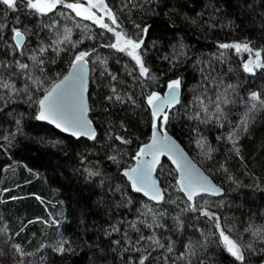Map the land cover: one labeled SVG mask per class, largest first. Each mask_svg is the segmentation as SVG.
<instances>
[{
	"label": "trees",
	"instance_id": "1",
	"mask_svg": "<svg viewBox=\"0 0 264 264\" xmlns=\"http://www.w3.org/2000/svg\"><path fill=\"white\" fill-rule=\"evenodd\" d=\"M104 3L119 27L100 11L105 23L128 38L144 41L139 52L149 77L140 76L139 66L127 54L109 47L116 42L114 33L91 22H83L92 26L91 39L77 38L71 30L70 42L51 44L59 36L63 41L71 18L83 21L62 5L45 15L23 6L12 11L0 5V25H6L0 61L10 65H0V80L14 85L0 87V197L5 200L0 203V214L9 224L7 232L23 246L16 264H138L142 256H148L145 264H256L264 260V106L257 103L250 110L256 102L249 99L257 92L264 100V68L245 72L244 61L250 53L219 47L248 43L251 55L260 50L264 60V0ZM13 26L25 32L23 55L14 48ZM145 27L147 34L141 32ZM41 48L46 50L41 52ZM81 51L89 53L86 59L95 66L90 69L89 116L96 137L90 140L65 136L35 117L39 98ZM16 61L28 68L21 70ZM174 79L181 80L182 95L167 111L164 128L221 187V197L188 201L177 189L176 175L166 161L156 169L164 199L154 204L133 194L122 175L150 137L147 95L163 92ZM216 103L223 115L216 112ZM246 113L245 130L241 121ZM233 133L235 147L229 139ZM117 136L130 143H121ZM89 171L98 175L89 176ZM24 190L64 206L66 222L59 236L53 230L52 243L44 250L28 244V234L38 238L44 227L30 222L36 215L43 217L35 198L14 200ZM190 204L198 210L187 211ZM202 211L219 218L225 233L241 245L243 261L224 249L216 219ZM140 236L153 237L164 247L149 239L137 244ZM58 237L61 252L51 248L59 247Z\"/></svg>",
	"mask_w": 264,
	"mask_h": 264
},
{
	"label": "snow or ice",
	"instance_id": "2",
	"mask_svg": "<svg viewBox=\"0 0 264 264\" xmlns=\"http://www.w3.org/2000/svg\"><path fill=\"white\" fill-rule=\"evenodd\" d=\"M0 5L6 6V9L16 11L19 6H23L26 9L31 10L34 13L45 15L58 5L72 10L77 16L82 17L86 20H92L94 23L98 24L101 28L106 29L108 32L114 33L116 37V42L110 44L109 47L115 48L122 52H127L129 56L135 60L136 65L139 66V74L142 77H149V69L145 66L142 56L137 50H139L144 41L142 39H131L123 32L116 31L115 28L110 27L109 24L104 22L103 16H97V13L93 9L103 12L104 16H107L113 25L117 24L116 16L113 14L112 10L104 3V0H87V5L81 3L80 0H76L73 3H67L65 0H0ZM17 23H19V18L17 17ZM6 25H0V40L3 39L2 30ZM143 34H147L148 28L145 27L141 29ZM12 39L14 40V48L21 50V55H23L22 45L25 39V32L21 31L18 27H11ZM71 29H65V35L63 41H56L55 43L60 44L66 41L70 42ZM220 48L235 49L237 52H248L253 53V49L248 43H236V44H220ZM46 49L41 48L40 51L43 52ZM59 51V50H58ZM89 55L86 51H81L74 56L72 61V69L68 75L64 76L58 83H54L45 90V94L42 98L38 100L39 112L36 116L37 120L48 121L54 124L57 128L64 132L71 133L72 136H87L89 139H95L96 133L91 127V121L87 118L88 106L85 98V92L87 91V80H86V57ZM255 59L243 65L244 71L252 73L254 68H264V60L261 58V51L257 50L254 53ZM167 58V57H166ZM31 59L37 62V57L33 56ZM38 63L42 64L43 61L39 60ZM16 64L21 70L28 68V65L16 61ZM0 65L4 67H10V65L0 61ZM154 79V77H152ZM31 79V77H29ZM115 79V77H113ZM39 83V81H36ZM0 87L9 89L14 88V85H10L8 82L0 80ZM181 87V80L174 79L167 83V92L161 96L157 92H152L147 95V104L151 107L152 114V137L151 143L144 145L136 153V165L127 171L123 172V175L127 177L128 181L131 183V187L135 192H142L145 196L149 197L151 200L160 202L163 201L164 195L158 184L156 178H154L153 173L156 171L157 165H160V157L167 156L169 160L176 166V171L179 173V178L177 184L179 190L184 192L187 196L188 201H194V198L201 193H211L219 194L220 190L211 185L210 181L205 177L191 161L187 160L183 153L180 151L178 146L174 141H171L166 132H163L161 125L167 124L169 120L168 113L165 111L166 108H171L175 104L179 103V89ZM231 88V85H228ZM27 90L26 88L24 89ZM19 91V90H17ZM115 92V89H113ZM120 100V96L115 97ZM112 99V97H108ZM131 99V97H129ZM252 103L251 109L254 110L257 107V103L264 106V100L261 99L260 94L253 92L249 98ZM229 101L224 100L227 104ZM202 103V102H201ZM216 112L223 115V109L220 107L219 103H216ZM205 114H207L208 109L205 106L203 108ZM199 113H197V118ZM211 118V117H209ZM220 116H217L219 119ZM243 128L247 129L248 115L245 114L244 119L241 121ZM5 140L10 139L5 136L2 137ZM115 139L121 141V143H130L129 140L123 137L117 136ZM229 139L233 141V146L235 147L236 139L235 133L229 136ZM237 153L239 149H235ZM145 156H150L151 159H144ZM110 159L115 160L116 157L112 156ZM162 167V166H161ZM89 176L98 175L96 172L89 171ZM130 202V201H129ZM187 211H197L198 208L195 204H190ZM202 215L208 216L209 219H216V228L219 231L220 242L223 244L226 251L238 261L244 260L243 252L241 251V245L230 235L226 234L219 224V218L214 217L213 214L202 211ZM135 228V224L132 225ZM113 231H119V229L113 228ZM258 234V233H254ZM149 239L152 240L157 246L163 248L164 245L160 243L159 240H155L153 237L145 238L140 236L136 243L138 244L140 240ZM115 243L119 244L120 241ZM131 244L132 242L129 241ZM191 247V245H189ZM63 251V247L59 249ZM127 250V249H125ZM15 251L23 255L19 246H16ZM168 251L171 252L172 248L168 247ZM183 255V254H181ZM148 256H142L138 260V264H145Z\"/></svg>",
	"mask_w": 264,
	"mask_h": 264
},
{
	"label": "rangeland",
	"instance_id": "3",
	"mask_svg": "<svg viewBox=\"0 0 264 264\" xmlns=\"http://www.w3.org/2000/svg\"><path fill=\"white\" fill-rule=\"evenodd\" d=\"M75 1L71 0V1H68L67 0V3H73ZM96 10V9H95ZM77 16V15H76ZM98 16H103L102 14H99ZM79 19L83 20L81 23L80 22H76L74 21L75 19L71 18V20H69L68 22H66V24L68 25L67 27H65V29H71V30H75V32H73V35L76 36L77 38H80V37H83V38H89L91 39L90 37L92 36L91 32V28L89 26H91L90 24L88 23H83L85 22L84 19L80 16H77ZM105 17V16H104ZM105 21V19H104ZM89 22V21H87ZM83 23V24H82ZM92 23V22H91ZM95 25H97L96 23H93ZM92 27V26H91ZM98 27H100L98 25ZM91 30V31H90ZM65 32V31H63ZM72 32V31H71ZM58 40H61V36L58 37V39H55L53 41H51V44H55L56 41ZM25 43V42H24ZM139 52V50H137ZM125 54H127V52H124ZM140 54V52H139ZM100 55V54H98ZM128 55V54H127ZM129 56V55H128ZM98 56H95V59H97ZM131 59L132 57L129 56ZM86 58H89L88 56ZM85 58V59H86ZM263 58V57H261ZM94 59V60H95ZM255 59V56L252 55H247V58L246 60L244 61V64L247 63L249 60H254ZM91 60V59H90ZM133 60V59H132ZM87 61V59H86ZM135 62V60H133ZM88 62V61H87ZM91 66H90V69L91 67L95 68L94 66V62L93 60L90 62ZM136 63V62H135ZM89 64V62H88ZM166 90V88H165ZM165 90L163 92H157L159 93L160 95H163V93L165 92ZM45 93V92H44ZM88 97H89V91H88ZM180 98H181V95H180ZM40 99V98H39ZM180 102V101H179ZM150 107V106H149ZM170 108L167 109V111L169 110ZM150 110H151V107H150ZM166 111V112H167ZM37 113H38V103H37ZM37 116V114H36ZM35 116V117H36ZM37 120V119H36ZM42 123V122H41ZM152 123H153V119H152ZM45 124V123H44ZM163 131H166V129L164 128V124L161 125ZM55 130V129H54ZM148 141V140H147ZM146 141V142H147ZM145 142V143H146ZM144 143V144H145ZM142 144V146L144 145ZM191 156V155H190ZM192 158V157H191ZM136 160V159H135ZM134 164V163H133ZM132 164V165H133ZM199 165V164H198ZM200 166V165H199ZM201 167V166H200ZM123 174V172H122ZM207 174V173H206ZM208 175V174H207ZM209 176V175H208ZM210 177V176H209ZM125 181L128 183V186H129V189L130 191L132 192L131 190V187H130V183L126 180V178H124ZM213 180V179H212ZM215 182V181H214ZM216 183V182H215ZM218 185V184H217ZM219 186V185H218ZM220 187V186H219ZM221 188V187H220ZM24 194H21V195H16V197H13L14 200H25V199H30V198H35L36 199V202L37 204L39 205L40 208H42V216L44 217H37L38 215L34 216L33 219L30 220V222H32L33 224H36V223H41V227H44L43 229L44 230H41L44 232V234H41L40 232V235L39 237L41 238V240H39V237H35V234H28V244L30 242L34 243L35 246L37 244V247H36V250H44L46 249L47 247H50V244L52 242H50L51 240V237L50 235L52 234L53 230H54V233L56 235L59 234V232L62 230V226L64 225V223L66 222V214H65V210H64V206L61 202L58 201V203H56L53 199H50V200H46V199H42L41 196L37 195L36 193H29L28 191L25 192V190L23 191ZM133 194L135 195H138L140 196L141 198H143V200L145 201H148L150 202L149 200H147L145 197H143L142 195L140 194H136L134 192H132ZM19 194V193H18ZM31 194V195H30ZM183 195V194H182ZM184 196V195H183ZM204 196V195H203ZM206 196V195H205ZM20 197V198H19ZM185 197V196H184ZM200 197V196H198ZM210 197V196H209ZM17 198V199H15ZM186 198V197H185ZM214 198V197H213ZM187 199V198H186ZM197 199L194 198V200ZM13 201V200H11ZM5 200H3L1 197H0V203L1 204H4ZM55 204V205H53ZM58 205V206H57ZM3 214H0V264H16V262L19 260V253L15 251V248L16 246H19V248L22 250V247L15 239L14 237L11 235L12 232L9 230L7 232V228L9 226L8 222L6 221V219L2 216ZM18 227V226H17ZM51 230V233H48V230ZM17 230H19V228H17ZM58 232V233H57ZM59 236V235H58ZM59 238V237H58ZM35 239V240H34ZM60 239V238H59ZM220 240V238H219ZM61 243V242H60ZM222 244V243H221ZM223 245V244H222ZM224 247V246H223ZM53 248V247H51ZM61 248V246H60ZM225 249V248H224ZM226 250V249H225ZM57 252H60V250H57ZM22 257V256H21ZM20 257V258H21Z\"/></svg>",
	"mask_w": 264,
	"mask_h": 264
},
{
	"label": "water",
	"instance_id": "4",
	"mask_svg": "<svg viewBox=\"0 0 264 264\" xmlns=\"http://www.w3.org/2000/svg\"><path fill=\"white\" fill-rule=\"evenodd\" d=\"M13 42H14V40H13ZM24 42H25V39H24ZM24 42H23V44H24ZM23 46V45H22ZM250 61V60H249ZM248 61V62H249ZM71 65H72V63L69 65V67H68V69H67V71L65 72V74H63L56 82H54V83H58L61 79H63V77L64 76H66V75H68L70 72H72L73 71V69H72V67H71ZM89 78H90V66H89V64H88V62H87V65H86V80H87V91L85 92V98H86V102H87V106H88V113H87V118H88V120H90V117H89V104H88V90H89ZM53 83V84H54ZM51 87V86H50ZM167 92V89L165 90V92L163 93V95L165 94ZM45 94V93H44ZM43 94V95H44ZM43 95L40 97V98H42L43 97ZM163 95H161V96H163ZM179 97H180V90H179ZM167 109L168 108H166L165 109V111H167ZM38 112H39V105H38ZM37 115H38V113H37ZM39 122H42V123H45V124H47V125H49V126H51L52 128H54L56 131H58V132H60L61 134H63V135H65V136H68V137H71V138H73V139H75V140H77V139H85V140H90L87 136H79V137H75V136H72L71 135V133H69V132H64V131H62L61 129H59V128H57L54 124H52V123H49L48 121H41V120H38ZM91 121V120H90ZM91 127H92V129L95 131V133H96V128H95V126H94V124L91 122ZM163 132H166L167 133V135H168V137L170 138V140L171 141H174L175 142V144L178 146V148L180 149V151L183 153V155L186 157V159L187 160H189V161H191V163L195 166V168L196 169H198L205 177H207V179L210 181V183H211V185L212 186H214L215 188H218L219 190H220V192H219V194H211V193H201L200 195H198V196H210V197H214V198H218V197H221L222 195H223V191H222V189L206 174V172L191 158V156H189V154L187 153V151L181 146V144L179 143V142H177L171 135H170V133L168 132V131H163ZM151 137H152V129H151V134H150V137H149V140L144 144V145H146V144H149V143H151ZM143 145V146H144ZM142 146V147H143ZM144 159H146V160H149V159H151V157L150 156H145L144 157ZM162 160H167L168 161V163L170 164V166L174 169V171L176 172V175H177V180H178V178H179V173L176 171V166L172 163V161L171 160H169L168 159V157L167 156H161L160 157V163L162 162ZM135 165H136V160L134 161V164L133 165H131L130 167H128V168H126L124 171H127V170H129L130 168H132V167H135ZM159 165H157V167H158ZM155 173H156V171L153 173V175H154V178H156L155 177ZM125 177V176H124ZM126 178V180L128 181V179H127V177H125ZM129 183H130V181H128ZM159 184V183H158ZM130 187H131V183H130ZM177 187H178V189H179V186H178V184H177ZM131 190H132V192H134V193H136V194H140V195H142L143 197H145L147 200H149L150 202H156V201H153V200H151L149 197H147V196H145L142 192H140V193H138V192H135L133 189H132V187H131ZM180 191V190H179ZM181 192V194H183L186 198H187V196L185 195V193L184 192H182V191H180ZM198 196H196V197H198ZM195 197V198H196ZM256 264H264V260H262V261H260V262H258V263H256Z\"/></svg>",
	"mask_w": 264,
	"mask_h": 264
},
{
	"label": "bare ground",
	"instance_id": "5",
	"mask_svg": "<svg viewBox=\"0 0 264 264\" xmlns=\"http://www.w3.org/2000/svg\"><path fill=\"white\" fill-rule=\"evenodd\" d=\"M250 56H252L251 54H249ZM65 74V73H64ZM56 82V81H55ZM89 85H90V78H89ZM167 89V88H166ZM180 90V95H182V91H181V88L179 89ZM89 91V90H88ZM180 97H179V101H180ZM88 104L90 105V103H89V97H88ZM178 104V103H177ZM177 104H175L174 106H176ZM173 106V107H174ZM172 108V107H171ZM89 111H90V107H89ZM90 117V116H89ZM90 120H91V118H90ZM38 121V120H37ZM39 122V121H38ZM92 122V121H91ZM93 123V122H92ZM51 127V126H50ZM52 128V127H51ZM54 129V128H53ZM151 129H152V127H151ZM166 131H168V130H166ZM169 132V131H168ZM170 133V132H169ZM151 134V133H150ZM170 135L177 141V142H179L171 133H170ZM149 140V139H148ZM180 143V142H179ZM181 144V143H180ZM182 146V145H181ZM183 147V146H182ZM184 148V147H183ZM185 149V148H184ZM188 153V152H187ZM189 154V153H188ZM189 156H190V154H189ZM193 159V158H192ZM194 160V159H193ZM163 161H166L167 163H168V161L167 160H162V162ZM195 161V160H194ZM161 162V163H162ZM196 162V161H195ZM160 163V164H161ZM197 163V162H196ZM169 164V163H168ZM198 164V163H197ZM170 165V164H169ZM171 167V166H170ZM172 168V167H171ZM156 169H157V167H156ZM172 170L174 171V169L172 168ZM123 172H124V170H123ZM174 173H175V175H176V172L174 171ZM123 175V174H122ZM123 177H124V175H123ZM155 177H156V179H157V181H158V183H159V186H160V188H161V190H162V186H161V182H160V180H159V178L157 177V174L155 173ZM125 178V177H124ZM176 185H177V175H176ZM177 189H178V187H177ZM179 190V189H178ZM150 203H152V202H150ZM154 203H157V202H153V204ZM56 241L58 242L57 243V245H59V247H54L53 246V248H54V251H56L57 252V248H59L60 249V239H56ZM61 252V251H60Z\"/></svg>",
	"mask_w": 264,
	"mask_h": 264
},
{
	"label": "flooded vegetation",
	"instance_id": "6",
	"mask_svg": "<svg viewBox=\"0 0 264 264\" xmlns=\"http://www.w3.org/2000/svg\"><path fill=\"white\" fill-rule=\"evenodd\" d=\"M68 1H71V0H68ZM73 1L76 2V0H73ZM80 2H81V3H85V5H87V0H80ZM93 11H95V12L97 13V16H98L99 14H101L100 11H96L95 9H93ZM84 20H85V21H89V22L94 23L92 20H86V19H84ZM97 25H98V24H97Z\"/></svg>",
	"mask_w": 264,
	"mask_h": 264
}]
</instances>
